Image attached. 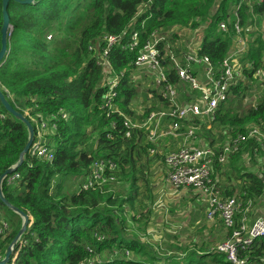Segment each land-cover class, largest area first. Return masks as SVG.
I'll use <instances>...</instances> for the list:
<instances>
[{"label": "trees", "instance_id": "1", "mask_svg": "<svg viewBox=\"0 0 264 264\" xmlns=\"http://www.w3.org/2000/svg\"><path fill=\"white\" fill-rule=\"evenodd\" d=\"M23 1H7L10 28L7 51L0 63V90L17 112L23 114L24 109H29L26 118L34 129L32 119L47 123L44 137L53 144L54 156L49 161L26 154L23 163L11 173L19 176L8 183V175L1 182L4 197L29 217L27 229L7 264H232L226 253L215 252V247L232 239V232L244 217L249 227L264 210L257 206L264 197L262 140L250 137L223 163L212 164L210 177L220 199L233 197L238 204L232 227L226 228L219 218L212 223V228L222 233L219 240H215L212 229L213 236H207L204 248L199 246L200 253L192 242L191 249V243H187V247L168 256L136 237L135 233H146L151 217L149 206L154 199L150 165L159 162L162 170L164 156L156 144L145 141V128L127 130L123 125L124 116H137L130 104L138 94L131 80L137 51L125 45L132 30L139 33L140 42L153 30L162 31L165 41L172 43L181 57L195 42L185 41L181 48L177 30L201 29L197 55L207 56L218 68L233 48V12L240 0H221L218 6L216 0ZM237 15L247 44L241 54L246 82L230 86V96L217 106L209 128L199 117L162 119L167 127L178 122L180 133L193 126L194 133L203 138L201 145L214 149L250 126H259L264 134V87L253 77L255 69H264V38L255 30L252 35L249 29L255 22L264 25V0L242 1ZM222 21L225 30L219 28ZM1 26L2 0L0 29ZM109 35L121 36L120 43L112 46L107 55L111 77H119L112 111L102 107L107 73L98 62L102 44L95 48L98 40ZM165 64H171L168 57ZM191 70L200 72L193 66ZM169 78L171 82L178 81L174 70H170ZM179 88V104L198 95L183 83ZM151 93L149 104L141 109L140 121L152 111L167 109V102L154 90ZM255 93L252 106L249 99ZM245 100L250 104H243ZM0 113L4 114L0 118L1 176L17 162L28 132L25 124L1 104ZM35 135L36 130L33 138ZM149 148H155L153 155ZM99 158L118 164L116 180L84 190L82 185L91 165ZM120 180L125 182L126 192L111 191ZM0 217L9 224L6 234L0 236V255H4L20 229L21 218L1 200ZM237 256L246 259L247 264H264V236L242 249L238 247Z\"/></svg>", "mask_w": 264, "mask_h": 264}, {"label": "built area", "instance_id": "2", "mask_svg": "<svg viewBox=\"0 0 264 264\" xmlns=\"http://www.w3.org/2000/svg\"><path fill=\"white\" fill-rule=\"evenodd\" d=\"M220 1L216 0L215 5L218 6ZM242 1L244 0H240L233 12L236 18L234 22L236 37L233 48L219 64L218 68L210 62L207 56L197 55V48H193L196 43H194L192 48L188 46L187 51L182 53L181 57H178L173 49V44L165 41L166 35L162 31L153 30L147 38L140 42L139 33L136 30H132L129 34V41L125 45L130 51H137L133 61L135 69L142 71L154 89L158 90L155 92L167 102V109L152 111L141 121L124 116V127L127 130L145 128L147 130L145 141L153 142L154 144H157L156 140L161 136L180 137V148L164 156L165 182L177 189L192 188L205 196L207 201L206 217L211 219L217 214L226 228L232 227L238 204L233 197L225 200L220 199L219 191L214 187L210 177L212 164L213 162L223 163L229 155L237 152L240 145L250 137L260 138L262 140L261 145L264 146V134L258 129L259 126H250L246 128L245 132L226 139L217 149H214L210 146L193 143L196 138L193 126H188L182 133L178 132V122H173L166 129H162V119L164 117L178 119L199 117L200 120L205 121V124L207 123L209 128L217 106L230 96V86L243 82L245 77L243 75V58L241 54L247 44L245 36L241 35L242 28L239 26L237 15V9ZM219 28L222 30L226 29L224 21L219 23ZM120 41V35H109L103 36L95 43V48L97 45L99 47L102 44L98 62L102 64L104 72L107 73V77L104 78L103 82V85L107 88V93L102 107L111 111L119 77H111L112 67L107 55L110 48L119 44ZM167 57L171 62L169 67L165 64ZM192 66L200 69V72L194 73L191 70ZM170 70H174L178 79L177 83L170 81ZM253 77L264 87V69H255ZM180 83L187 85L189 90L197 91L198 95L192 97L186 103L179 104ZM151 95V93L148 94V97H151ZM255 98V96H252L249 99L252 106L255 104ZM3 117L4 114L0 113V118L2 119ZM32 121L35 123L34 130H36V135L27 154L30 158L35 157L39 160L50 161L53 159L54 153L52 147L44 139L47 123L45 121L36 123L34 119ZM262 127L264 130V123ZM128 135L129 132L127 131L126 136ZM148 150L151 155L155 153V148H149ZM30 164L28 161V165ZM117 169L118 164L115 161L102 158L93 161L90 173L82 188L84 190H94L100 188L106 182L115 181L114 172ZM18 176V173L8 176L7 182H13ZM245 221L244 217L238 229L232 232V239H227L215 247V252L226 253V258L232 264H247L246 259L238 258V247L242 249L252 244L257 238L264 236V217L256 218L249 227L245 224ZM8 229V222L0 220V236L5 235ZM99 239L102 240L103 236L99 237ZM2 258L3 255H0V260Z\"/></svg>", "mask_w": 264, "mask_h": 264}, {"label": "crops", "instance_id": "3", "mask_svg": "<svg viewBox=\"0 0 264 264\" xmlns=\"http://www.w3.org/2000/svg\"><path fill=\"white\" fill-rule=\"evenodd\" d=\"M166 128L167 126L162 123V129ZM195 134L196 138L193 143L196 145L203 144V138L198 133ZM180 140L179 137L161 136L156 140L157 150L165 156L167 153L180 148ZM149 178L156 200L154 198L149 206L151 210L150 222L146 228V233H139L140 237L146 242L153 241L154 243L150 245L157 247L158 250H164L165 255L168 256L177 253L179 248L187 247V243H191L188 246L191 249L192 242L196 244L194 247L196 252L200 253L199 246L204 248L205 239L210 234L213 236L212 229L214 230L211 226L212 222L207 221L205 196L192 188L177 189L171 187L165 182V173L163 176L159 170L151 176L149 174ZM262 199L264 200V197ZM159 212L163 214L162 218L157 216ZM155 227L158 228V231ZM214 234L215 240H219L222 236L220 231L214 230ZM152 235L157 237H152ZM168 235H173V239L168 240L166 238Z\"/></svg>", "mask_w": 264, "mask_h": 264}, {"label": "rangeland", "instance_id": "4", "mask_svg": "<svg viewBox=\"0 0 264 264\" xmlns=\"http://www.w3.org/2000/svg\"><path fill=\"white\" fill-rule=\"evenodd\" d=\"M250 30H252V35L255 33V31L256 32H258V33H261L262 34V36H263V38H264V25H262V24H257L256 22L253 24V26L251 27V28H249ZM177 30V29H176ZM255 30V31H254ZM248 30L246 29V32H247ZM177 32H178V34L180 35V46H181V48H183V46H184V42L185 41H193V42H195L196 44L194 45V47L193 48H197V46L199 45V43H200V41H201V37H202V34H200L201 33V29H197V30H189L188 28H180V29H178L177 30ZM247 36V35H246ZM245 40H246V37H245ZM131 80H132V82H134V84L136 85V87H137V90H138V94H137V96L135 97V99L131 102V108L133 109V111L135 112V114L137 115L136 116V118H133L134 120H138L139 121V119H138V117L140 116V114H141V109L145 106V105H148L149 104V100L151 99V97H148V94H150L151 93V90H154V91H158L157 89H154V87L150 84V81H149V79H147L146 77H145V74L142 72V71H140V70H136L135 69V72L134 73H132V77H131ZM152 94V93H151ZM256 93L254 94V96L256 97ZM243 104H245V105H249V102L248 101H244V103ZM28 113H29V109L28 108H26V109H24V112H23V114L25 115V116H27L28 115ZM45 133H46V131H45ZM44 133V134H45ZM44 139H45V141L48 143V142H50L49 141V139H47L46 137H44ZM49 145L52 147V149H54V147H53V144L51 143H49ZM157 163H159V162H157ZM157 163H155L154 165H150V176L155 172L156 173V171H158L159 170V168H160V166H159V164H157ZM157 164V165H156ZM165 167H164V164H163V167H162V170L160 169L159 170V172H161L162 174H163V176H164V173H165V171L163 170ZM114 186H112V190L111 191H113L114 190V192H119V191H123V192H126V187H123V186H125V182L124 181H117L116 183H114L113 184ZM141 188V187H140ZM155 197H154V194H153V199H154ZM205 200H206V197L204 198ZM155 200H156V198H155ZM207 202V201H206ZM257 206H259V208H260V206H262V207H264V200L261 198L260 199V201H259V204L257 205ZM257 206L255 205V209L257 208ZM261 213H260V215L262 216V217H264V210H262V211H260ZM6 213H8V214H10V212L8 211V210H6ZM150 213H151V210H150ZM205 213H206V211H205ZM161 215V216H160ZM162 215L163 214H160V212H159V215H157V216H159L160 218H162ZM219 217L217 216V214L215 215V217H213V218H211V219H207V221H212V223H216V219H218ZM246 222V221H245ZM162 224V223H161ZM156 228V231H158V228L157 227H155ZM155 230V229H154ZM127 232V231H126ZM154 234V233H153ZM135 236L136 237H140V235H139V233H135ZM147 237L148 238H150V236L149 235H147ZM152 237H157V236H154V235H152ZM22 238V237H21ZM141 238V237H140ZM149 243V245L150 244H153L154 242L153 241H150V242H148ZM159 251L160 252H164V250H160L159 249Z\"/></svg>", "mask_w": 264, "mask_h": 264}, {"label": "water", "instance_id": "5", "mask_svg": "<svg viewBox=\"0 0 264 264\" xmlns=\"http://www.w3.org/2000/svg\"><path fill=\"white\" fill-rule=\"evenodd\" d=\"M7 1L8 0H2V26L0 29L1 32V47H0V63L1 60L3 59V57L6 54L7 48H6V42H7V37H8V30L10 28L9 25V19H8V15H7ZM32 0H24L23 2H31ZM0 104L4 107V109L9 113L12 114L15 118H17L18 120L22 121L26 128H27V132H28V138H27V142L23 148V150L21 151V153L19 154V158L17 160V162L15 164H13L11 167H9L1 176H0V200L4 203V205L6 207H8L10 210H12L13 212H15L16 214L19 215V217L21 218V226L20 229L18 230L16 236L13 238V240L11 241V243L8 245L2 260H0V264H7L8 260L12 254L13 248L16 245V243L21 239V236L23 235V233L26 231L27 229V225H28V220L29 217L28 215L19 210L18 208H16L15 206H13L3 195L2 191H1V182L2 180L7 177L8 175H11L12 172H14L18 166H20L23 161L25 160V156L28 152V149L33 141V136H34V128L31 125L30 121L26 118V116L24 114H21L19 112H17L10 104L9 102L6 100L4 94H2L1 90H0ZM14 258L16 256V251H14Z\"/></svg>", "mask_w": 264, "mask_h": 264}]
</instances>
